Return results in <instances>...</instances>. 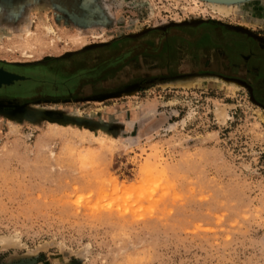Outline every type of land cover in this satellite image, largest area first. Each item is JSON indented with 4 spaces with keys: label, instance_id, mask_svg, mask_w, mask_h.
Instances as JSON below:
<instances>
[{
    "label": "rangeland",
    "instance_id": "374dc122",
    "mask_svg": "<svg viewBox=\"0 0 264 264\" xmlns=\"http://www.w3.org/2000/svg\"><path fill=\"white\" fill-rule=\"evenodd\" d=\"M247 40L264 0H0V264H264V101L205 66Z\"/></svg>",
    "mask_w": 264,
    "mask_h": 264
},
{
    "label": "flooded vegetation",
    "instance_id": "af4514ba",
    "mask_svg": "<svg viewBox=\"0 0 264 264\" xmlns=\"http://www.w3.org/2000/svg\"><path fill=\"white\" fill-rule=\"evenodd\" d=\"M247 47L245 48L246 52L243 51V43L240 44H226L225 46H222L223 48H215L216 49V56L217 59L209 60L208 64H206V68L209 70L211 69L212 62H216L219 65V73H230L233 76L242 78L246 80L248 85L251 87L252 91L256 95L261 96V100L264 101V91L260 87L261 80L258 79L261 76H259L260 72L264 70V47L262 44L254 43L252 44V41L247 40ZM233 46L234 48H237L238 51L236 52V58H232V54H230V50ZM232 55V56H231ZM6 74H8L11 79L15 75L23 76L24 78L14 80L10 85L3 84L2 87H6L5 85L9 86H16L18 85V82H31L32 77L27 76L26 74H23V69L17 65L11 66V67H5L0 66ZM20 69V70H19ZM26 69V68H25ZM213 71V70H212ZM10 73V74H9ZM14 84V85H13ZM19 86V85H18ZM4 91V90H3ZM2 94H8L7 92H3Z\"/></svg>",
    "mask_w": 264,
    "mask_h": 264
},
{
    "label": "bare ground",
    "instance_id": "6f19581e",
    "mask_svg": "<svg viewBox=\"0 0 264 264\" xmlns=\"http://www.w3.org/2000/svg\"><path fill=\"white\" fill-rule=\"evenodd\" d=\"M211 7L216 11V12H218L219 14H222V15H224V14H228L229 13V10H227V8L226 7H224V6H221V5H218V4H211ZM49 26V25H48ZM46 30L47 31H50V32H52L51 31V28L50 27H46ZM1 79H4V80H6V81H8V80H10L11 79V77L8 75V74H6L5 72H0V80ZM201 83H203V84H206V83H208L205 79H202L201 81H200ZM209 82H220V84L223 86V87H227V88H236V85H234L233 83H228V82H222V81H220V80H218V79H212V80H209ZM193 83H187V84H182L181 86H184V87H189L190 85H192ZM197 84H198V82H197ZM187 87V88H188Z\"/></svg>",
    "mask_w": 264,
    "mask_h": 264
},
{
    "label": "water",
    "instance_id": "95a60500",
    "mask_svg": "<svg viewBox=\"0 0 264 264\" xmlns=\"http://www.w3.org/2000/svg\"><path fill=\"white\" fill-rule=\"evenodd\" d=\"M0 72H5L2 68H0ZM6 73V72H5ZM10 74V73H9ZM22 76H19V75H14L12 79L6 81L4 79H1L0 80V87L3 85V84H11L14 80H17V79H21Z\"/></svg>",
    "mask_w": 264,
    "mask_h": 264
}]
</instances>
